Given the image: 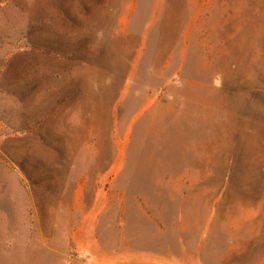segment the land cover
Instances as JSON below:
<instances>
[{
  "label": "rangeland",
  "instance_id": "374dc122",
  "mask_svg": "<svg viewBox=\"0 0 264 264\" xmlns=\"http://www.w3.org/2000/svg\"><path fill=\"white\" fill-rule=\"evenodd\" d=\"M0 264H264V0H0Z\"/></svg>",
  "mask_w": 264,
  "mask_h": 264
},
{
  "label": "trees",
  "instance_id": "16d2710c",
  "mask_svg": "<svg viewBox=\"0 0 264 264\" xmlns=\"http://www.w3.org/2000/svg\"><path fill=\"white\" fill-rule=\"evenodd\" d=\"M141 209L146 213L147 216L152 217L151 212L142 204ZM179 217H181V213H179Z\"/></svg>",
  "mask_w": 264,
  "mask_h": 264
}]
</instances>
